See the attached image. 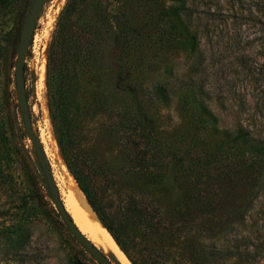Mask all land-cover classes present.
<instances>
[{
	"label": "rangeland",
	"instance_id": "rangeland-1",
	"mask_svg": "<svg viewBox=\"0 0 264 264\" xmlns=\"http://www.w3.org/2000/svg\"><path fill=\"white\" fill-rule=\"evenodd\" d=\"M66 3L39 4L23 88L62 200L65 181L50 155V134L130 261L191 264L197 240L213 244L207 239L219 234L230 241L214 244L225 249L216 264H264V228H249L248 212L264 197V154L238 134L264 141V0H86L80 23L91 49L77 78L66 80L70 89L47 81ZM31 5L0 0V264H97L48 204L54 207L17 100L16 54ZM190 82L206 112L199 97L185 94ZM148 213L157 229L141 221ZM182 228L191 245L176 238ZM235 245L241 247L227 253Z\"/></svg>",
	"mask_w": 264,
	"mask_h": 264
},
{
	"label": "trees",
	"instance_id": "trees-1",
	"mask_svg": "<svg viewBox=\"0 0 264 264\" xmlns=\"http://www.w3.org/2000/svg\"><path fill=\"white\" fill-rule=\"evenodd\" d=\"M183 1V0H179ZM85 3L86 0H67L66 6L63 8L61 11L60 15L58 16L57 22H56V27H55V32L53 35V43L52 47L49 51L48 54V71H47V81H52L53 83L57 84L60 87L62 86L63 83L68 85V89H70L69 83L66 82V80L70 79H75L77 78L78 74L81 73V68L82 65L85 63L87 59V53L90 51L91 46L89 44V40L87 38V33L84 30V27L82 26L81 21L83 22V11L85 10ZM175 11L176 9H172ZM170 10V11H172ZM175 13V12H174ZM189 19V17L187 16ZM238 63L242 67H247V61H246V56H241L238 58ZM52 65V66H51ZM53 72H49V71ZM123 78L124 76L119 78V83H123ZM49 86V83H47ZM163 86V85H162ZM159 87L160 91L166 92V88L163 86ZM187 86V91L185 94L188 92L190 93L189 95L191 97H199L198 94L201 93V90H198V92H194L191 86V82L189 84H186ZM188 95V94H186ZM199 101L197 104L200 106L201 111L206 112V107L203 105V100L202 98L199 97ZM49 103V101H48ZM52 111V108L50 107V112ZM209 112V111H208ZM207 112V113H208ZM52 117H53V112H52ZM210 120L215 126V131L220 133L223 137H227L229 134L228 131L224 129H219L217 124V118L210 114ZM238 134L244 138L246 143L250 145L251 151L257 153L258 155H263L264 154V141L262 140H255L252 138H249L248 133H245L244 131L238 130ZM226 139V138H225ZM56 140L59 144V147L61 149V152L63 154V139L59 138V136L56 137ZM154 160L153 157L143 158L141 161L143 162H151ZM198 164H196L194 167H196ZM256 166L258 168L261 167V164L257 165H252ZM192 168H189V170ZM71 175L75 179L78 187L82 191L83 195L85 196L88 204L92 208V210L95 212L101 223L104 225V227L109 231V233L112 235L120 249L126 254L127 257L130 258V255L128 253V249L124 246L118 235L116 234L115 230L113 227H111L105 220V215L104 212L99 208V206L96 204V202L93 200L90 191L86 188V186L81 182L79 176L76 174V172L71 171ZM2 173H0V179L2 178ZM1 183V180H0ZM206 184L209 182L205 181ZM1 187V186H0ZM262 204L259 206V208L255 209V205H252L251 207H248V212L252 213L250 215L249 221L250 225L249 228L251 229H258L260 227L264 228V197L262 199ZM50 205L51 209L53 212H55L54 207L48 202ZM243 216V215H242ZM242 218V217H241ZM143 224L151 229H157L159 224L157 221L154 219V215L152 213H148L147 215L144 214L143 218H141ZM184 228V227H183ZM183 228L180 229L179 231L183 234ZM16 230H14L15 232ZM20 231V230H19ZM178 239H184V242H188L190 245L193 243V237L189 234H183V236H180V234L177 231V237ZM226 236H222L221 238L219 237V234L214 235L213 237L207 239L208 242L211 240L213 241V244L208 243L206 244L205 241H198L195 244V254L193 255L194 260L192 261L191 264H216L218 263V260L221 259L223 253L222 251H225V249H218V247L214 244H216L217 241L219 240H224L226 242H229L230 240L226 239ZM253 237L251 235H248L247 237H242L238 242H244L247 243V241L251 240ZM241 246L235 245L233 247L230 246V249H226L229 253H233L232 250L238 249ZM189 246L185 248V251L188 252ZM130 260V259H129ZM131 262L135 264L132 260ZM145 264H168V263H163V262H149L148 259L144 260Z\"/></svg>",
	"mask_w": 264,
	"mask_h": 264
},
{
	"label": "bare ground",
	"instance_id": "bare-ground-1",
	"mask_svg": "<svg viewBox=\"0 0 264 264\" xmlns=\"http://www.w3.org/2000/svg\"><path fill=\"white\" fill-rule=\"evenodd\" d=\"M43 1L44 0L41 2ZM41 136L44 142L45 137H43V135ZM48 138L51 144L50 155L65 181V189L62 191L63 200L60 192L59 194L74 224L86 239L89 240L95 248L101 251L112 264H132L92 210L73 176L67 172L66 167L62 164L55 139L51 134Z\"/></svg>",
	"mask_w": 264,
	"mask_h": 264
},
{
	"label": "water",
	"instance_id": "water-1",
	"mask_svg": "<svg viewBox=\"0 0 264 264\" xmlns=\"http://www.w3.org/2000/svg\"><path fill=\"white\" fill-rule=\"evenodd\" d=\"M40 0H32V5L30 8L29 15L23 26V30L19 39L18 50L16 54L15 62V75H16V93L17 100L20 105L22 116L24 118V126L29 140L31 141L33 148L35 150L37 159L40 163L42 171L47 179L48 186L51 193V202L63 222L64 226L72 237L81 245L85 252L97 263V264H112L101 251L95 248L89 240L80 232V230L74 224L71 216L66 211L64 204L61 200L60 194L55 186V183L49 173L48 167L43 159L40 147L38 145L36 136L34 135L30 115L26 112L23 99V88H24V63H25V53L26 47L28 45L31 33L33 31L34 25L37 18V8L40 4ZM122 251V250H121ZM123 252V251H122Z\"/></svg>",
	"mask_w": 264,
	"mask_h": 264
}]
</instances>
